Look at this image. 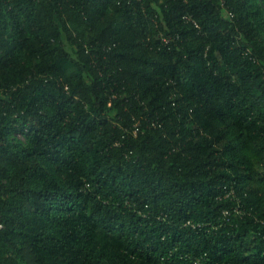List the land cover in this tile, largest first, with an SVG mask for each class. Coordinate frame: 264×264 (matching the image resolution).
<instances>
[{
	"label": "trees",
	"instance_id": "1",
	"mask_svg": "<svg viewBox=\"0 0 264 264\" xmlns=\"http://www.w3.org/2000/svg\"><path fill=\"white\" fill-rule=\"evenodd\" d=\"M234 263L264 264V0H0V264Z\"/></svg>",
	"mask_w": 264,
	"mask_h": 264
},
{
	"label": "built area",
	"instance_id": "2",
	"mask_svg": "<svg viewBox=\"0 0 264 264\" xmlns=\"http://www.w3.org/2000/svg\"><path fill=\"white\" fill-rule=\"evenodd\" d=\"M220 1V3H221V5H223L224 4V2H225V0H219ZM189 19H190V17H188ZM193 22L195 23V25L196 26H198V24L196 23V21L195 20H193ZM163 40L164 41H168L167 39H165V37H163ZM136 131V130H135ZM235 196V194H233V190L230 188H227V189H225L224 190V193L219 197V198H233ZM236 210H238V208L236 207L235 208ZM234 209V210H235ZM228 214H229V209L228 208H223V210H222V215L225 217V219H227V220H229V222H230V219H229V216H228ZM228 216V217H227ZM234 264H238V263H234Z\"/></svg>",
	"mask_w": 264,
	"mask_h": 264
}]
</instances>
